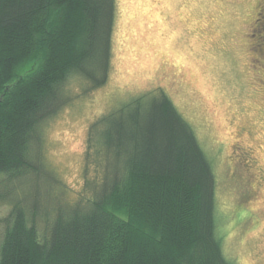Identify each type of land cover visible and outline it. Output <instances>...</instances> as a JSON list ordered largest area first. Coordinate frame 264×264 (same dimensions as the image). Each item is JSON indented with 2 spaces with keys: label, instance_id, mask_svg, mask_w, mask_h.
Instances as JSON below:
<instances>
[{
  "label": "trees",
  "instance_id": "1",
  "mask_svg": "<svg viewBox=\"0 0 264 264\" xmlns=\"http://www.w3.org/2000/svg\"><path fill=\"white\" fill-rule=\"evenodd\" d=\"M115 7L0 0V178L8 195L24 184L30 202L3 198L0 264H235L223 250L213 165L162 89L96 120L78 199L62 204L55 192L52 210L39 206L40 176L45 193L54 189L41 125L66 103L71 78L90 90L107 82Z\"/></svg>",
  "mask_w": 264,
  "mask_h": 264
},
{
  "label": "rangeland",
  "instance_id": "2",
  "mask_svg": "<svg viewBox=\"0 0 264 264\" xmlns=\"http://www.w3.org/2000/svg\"><path fill=\"white\" fill-rule=\"evenodd\" d=\"M115 5L107 82L90 90L82 79L71 78L66 103L41 125L43 171H52L45 174L54 191L45 193L48 183L41 175L40 208L53 209L55 192L62 204L78 199L88 131L96 120L130 98L162 89L213 165L226 256L235 264H264V0ZM23 185L8 195L0 178V218L11 206L7 200L27 205ZM3 230L0 224V241Z\"/></svg>",
  "mask_w": 264,
  "mask_h": 264
},
{
  "label": "flooded vegetation",
  "instance_id": "3",
  "mask_svg": "<svg viewBox=\"0 0 264 264\" xmlns=\"http://www.w3.org/2000/svg\"><path fill=\"white\" fill-rule=\"evenodd\" d=\"M262 11H263V10H262V8H261V11H260V12H262ZM257 14H258V13H257ZM263 17H264V14H263L262 18H263ZM260 20H261V19H257V22L260 21ZM263 21H264V20H263ZM256 24H257V23H256ZM256 26H257V25H256ZM256 26H254V28H256ZM254 28H253V29H254Z\"/></svg>",
  "mask_w": 264,
  "mask_h": 264
}]
</instances>
